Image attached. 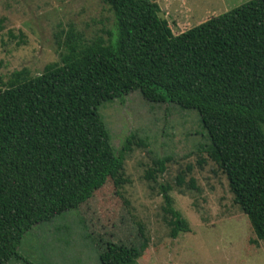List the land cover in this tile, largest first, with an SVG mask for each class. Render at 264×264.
<instances>
[{
  "label": "trees",
  "instance_id": "trees-1",
  "mask_svg": "<svg viewBox=\"0 0 264 264\" xmlns=\"http://www.w3.org/2000/svg\"><path fill=\"white\" fill-rule=\"evenodd\" d=\"M103 1L114 16L107 39L86 43L70 25L59 62L36 76L22 69L0 80V264L20 259L34 226L81 212L123 172L132 138L117 152L99 108L136 91L151 104L199 114L210 141L204 152L248 217L252 243L264 241V0L180 34L152 0ZM168 162L155 160L150 178ZM160 190L171 238L190 232L171 187ZM81 218L101 264H136Z\"/></svg>",
  "mask_w": 264,
  "mask_h": 264
},
{
  "label": "rangeland",
  "instance_id": "rangeland-1",
  "mask_svg": "<svg viewBox=\"0 0 264 264\" xmlns=\"http://www.w3.org/2000/svg\"><path fill=\"white\" fill-rule=\"evenodd\" d=\"M152 1L180 34L251 0H197L201 13L188 0ZM113 24L103 0H0V80L22 69L36 76L59 62V40L70 25L88 43L98 36L107 39ZM99 114L117 152L132 138L123 172L81 212L69 210L34 226L22 240L20 259L9 264H101L81 215L116 255L136 264H264V241L252 243L257 238L248 217L204 152L210 141L196 111L151 104L136 91L103 104ZM158 159H169L166 171L153 172L151 179ZM160 185L171 187L174 208L191 230L176 239L165 220Z\"/></svg>",
  "mask_w": 264,
  "mask_h": 264
},
{
  "label": "crops",
  "instance_id": "crops-1",
  "mask_svg": "<svg viewBox=\"0 0 264 264\" xmlns=\"http://www.w3.org/2000/svg\"><path fill=\"white\" fill-rule=\"evenodd\" d=\"M188 1H189V3L191 4V6H192L193 8H194V7L198 8V9L196 10L198 13L203 12V9H202V7H201L199 1H197V0H188ZM196 8H195V9H196ZM199 25H200V24H199Z\"/></svg>",
  "mask_w": 264,
  "mask_h": 264
}]
</instances>
